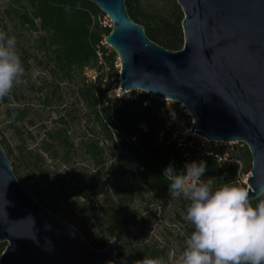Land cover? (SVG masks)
Listing matches in <instances>:
<instances>
[{
    "label": "trees",
    "instance_id": "16d2710c",
    "mask_svg": "<svg viewBox=\"0 0 264 264\" xmlns=\"http://www.w3.org/2000/svg\"><path fill=\"white\" fill-rule=\"evenodd\" d=\"M124 1L129 18L143 27L151 42L170 52L183 48V14L175 2L168 10L142 18L137 8L138 0ZM2 15L0 31L16 38L23 63L26 51L18 35L22 31L37 34L34 60L45 71V78L37 90L42 103L48 104L61 85L68 83L74 88L75 105L84 110V118L91 125V136L75 138L65 127V117L61 115L56 125L45 128L43 137L29 149L21 131L25 110L10 109V95L0 100L5 123L15 130L19 140L15 152L17 165L33 182L35 194L48 179L46 159L57 161L77 174L80 188H68L66 178L54 179L49 185L51 193L71 209L68 217L71 224L81 226L85 219L91 227L115 240L116 251L120 254L123 253L120 245L124 244L135 263L145 256L162 257L150 243L139 244L131 238L144 224L138 220V200L145 196H166L172 202L175 220L181 222L186 215L189 202L169 195V181L163 175L168 166L184 172L186 159L187 163L205 161L207 168L202 179L212 178L214 188L228 182L243 186L238 182V165L230 158L224 159L225 152H203L193 144L191 137L185 140L182 151L174 142L172 131L167 129L162 118L166 109L158 101L151 100L150 105L144 107L148 95L131 92L128 99L110 106L109 86L106 84L102 88L100 80L96 85L87 83L83 70L96 65L97 48L106 54L107 50L100 43L111 31L100 24L103 15L93 5L84 0H6ZM115 59L113 51L105 56L108 63ZM94 131L102 138H97ZM242 147L244 156L252 163L247 148ZM250 170L248 164L244 173ZM100 181L111 182L112 190L104 196L94 192ZM39 202L47 206L42 200ZM252 203L255 206L258 201ZM192 231L194 227L189 226L186 237ZM2 252L3 245H0V255Z\"/></svg>",
    "mask_w": 264,
    "mask_h": 264
},
{
    "label": "water",
    "instance_id": "95a60500",
    "mask_svg": "<svg viewBox=\"0 0 264 264\" xmlns=\"http://www.w3.org/2000/svg\"><path fill=\"white\" fill-rule=\"evenodd\" d=\"M84 1L111 22L104 42L121 65L118 95L143 92L182 105L191 134L248 149L246 188L253 197L264 188V0H174L183 14L178 52L151 42L124 0ZM0 244V264H120L115 240L95 250L29 195L1 144Z\"/></svg>",
    "mask_w": 264,
    "mask_h": 264
},
{
    "label": "rangeland",
    "instance_id": "374dc122",
    "mask_svg": "<svg viewBox=\"0 0 264 264\" xmlns=\"http://www.w3.org/2000/svg\"><path fill=\"white\" fill-rule=\"evenodd\" d=\"M173 2L175 1L138 0L137 8L142 18H148L158 12L168 10L171 8ZM5 5L6 0H0V18L3 17L2 11ZM100 20L103 21V18L101 17ZM18 36L21 40V45L24 46V50L26 51V54L22 56L23 59L26 60V62L23 63L25 73L20 82L15 85L9 94L8 106L10 109L25 110V117L23 119L24 125L21 130L25 146L29 149H33L40 138L43 137L42 133L44 129L55 126L61 115L65 117V127L68 129L71 136L75 138L91 136V125H89L84 118V110L75 105L74 88L71 85L68 83L61 85L59 92H56L53 99H51L48 104L42 103L41 93L37 90L45 78V71L42 67H39L34 60L35 56H37L34 51V41L37 34L30 31H22ZM50 82L51 81L48 79L47 85H49ZM32 84L35 85V88L31 87ZM172 108L178 113L180 120L183 121L185 126L190 124V121L186 118L183 109L179 105H174ZM181 124L180 122L177 126L179 132L180 130H184L185 127ZM94 134L97 138H102L97 131H94ZM18 141L15 130L8 127L7 123H5L2 106L0 105V144L8 157L13 174L19 184L46 211L65 221L79 232L91 247L98 251L104 250L108 242L112 239L108 238L104 232L101 233L97 228L91 227L89 222L85 219V223L81 226L71 224L68 218L71 209L66 206L62 200L57 199V197L51 193L49 185L57 178H66L68 188H71L70 186L75 189L80 188V185H77V180H79L77 174L60 166L57 161H50L44 157V159H46L45 168L48 179L42 182L37 190V194H35L32 188L33 182L28 180V176L19 168L15 159ZM192 142L200 150L209 154L225 152L226 154L222 157L227 160L231 159L234 164L238 165V182L244 187H247L246 180L250 174L244 173V170L247 165H251V163L248 157L244 156V147L240 144L221 146L213 143H204L203 146H201L197 138H192ZM84 168L85 167H83V169ZM110 188L111 182L105 183L100 181L94 192L97 195L104 196L108 190H112ZM40 200L47 206H43L39 202ZM136 205L139 209L138 220H142L144 224L139 232H135V235H131L132 240H135L139 244L150 243L155 249L161 252V258H164L171 264V261L178 256L185 247L187 228L192 225L185 221L184 218L181 222L173 218L172 202L166 196H145L144 199L138 200ZM102 243H106L103 248L101 247ZM0 245H3L4 251L6 244ZM120 246L123 249V253L120 254L117 250L115 259L120 264L125 261L126 264H135L128 251L125 249L124 244Z\"/></svg>",
    "mask_w": 264,
    "mask_h": 264
},
{
    "label": "clouds",
    "instance_id": "9594fccd",
    "mask_svg": "<svg viewBox=\"0 0 264 264\" xmlns=\"http://www.w3.org/2000/svg\"><path fill=\"white\" fill-rule=\"evenodd\" d=\"M24 73L16 38L0 31V100ZM184 167L186 172H177L170 165L163 174L169 181L170 197L189 202L184 219L194 227L171 264H264V188L254 197L248 188L231 182L214 188L212 178L202 179L205 161ZM253 199L258 201L255 206ZM135 264L169 262L145 256Z\"/></svg>",
    "mask_w": 264,
    "mask_h": 264
},
{
    "label": "built area",
    "instance_id": "2783aa9c",
    "mask_svg": "<svg viewBox=\"0 0 264 264\" xmlns=\"http://www.w3.org/2000/svg\"><path fill=\"white\" fill-rule=\"evenodd\" d=\"M102 18H103V21L99 19L100 24L103 27L111 28L110 20L104 15ZM100 45L101 47L107 50L106 54H103L102 51H100L99 48H97L96 65L94 67L84 68L83 74L86 78L87 83L96 85L97 81L100 80L102 88H104L105 85L107 84L109 86V93H108L109 105L110 106L114 104L119 105L122 100L128 99L130 97L131 92H123L120 95H118V91L120 88V68H121L120 62L117 57L113 62H110V63L106 62L105 56H107L112 50L110 47L106 45L104 40L100 43ZM151 100L158 101L166 109V112L162 114V118L166 122L167 129L169 128L172 131L174 142L177 144L179 148H181L182 151H183V148L185 147V143H186L185 140L189 137L197 138L198 142L201 143V146H203L204 143H207V144L213 143V144L221 145V146L231 145V144H225V143L209 142L206 139L199 137L198 135L194 133L191 134L192 121L189 118L187 110L182 105L175 104L168 100H158L151 96H148V100L143 103V106L146 107L147 105H150ZM174 105H179L183 109V112L185 113L186 118L190 121V124L185 126L183 121L180 120L178 113L172 108V106ZM180 122L182 123L181 125L185 127H184V130L182 131L180 130L179 132V129L177 128V126L179 125ZM188 132L190 135L188 134ZM185 133L187 135H183ZM185 157L186 155H184V158ZM186 163H187V159L183 163V167L185 166ZM184 172H186L185 167H184Z\"/></svg>",
    "mask_w": 264,
    "mask_h": 264
}]
</instances>
